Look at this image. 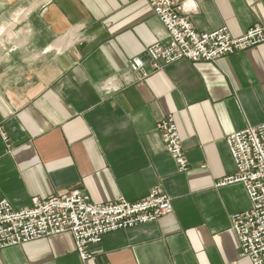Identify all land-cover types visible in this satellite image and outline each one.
<instances>
[{
  "label": "crops",
  "instance_id": "1",
  "mask_svg": "<svg viewBox=\"0 0 264 264\" xmlns=\"http://www.w3.org/2000/svg\"><path fill=\"white\" fill-rule=\"evenodd\" d=\"M181 1L200 33L264 28V0ZM24 4L0 0V201L137 202L159 186L173 210L106 234L87 261L64 233L2 249L0 264H252L231 223L246 189L218 184L237 173L227 138L264 123V44L154 69L147 50L168 32L148 0H49L10 23ZM170 114L187 173L159 130Z\"/></svg>",
  "mask_w": 264,
  "mask_h": 264
},
{
  "label": "built area",
  "instance_id": "2",
  "mask_svg": "<svg viewBox=\"0 0 264 264\" xmlns=\"http://www.w3.org/2000/svg\"><path fill=\"white\" fill-rule=\"evenodd\" d=\"M155 16L168 32L166 44L157 43L147 50L154 69L181 60L215 63L218 59L264 44V28L254 26L234 38L227 28L198 32L190 10L181 0H148ZM166 150L179 172L187 173L189 162L173 115L159 123ZM227 144L237 173L218 184H242L248 194L249 210L231 217L240 247V256L252 264H264V123L232 134ZM173 210L172 199L159 186L137 202L120 198L114 203L96 204L81 191L47 199L34 197L26 209L17 210L7 200L0 201V250L36 240L70 233L81 260L94 256L106 234L156 222Z\"/></svg>",
  "mask_w": 264,
  "mask_h": 264
},
{
  "label": "rangeland",
  "instance_id": "3",
  "mask_svg": "<svg viewBox=\"0 0 264 264\" xmlns=\"http://www.w3.org/2000/svg\"><path fill=\"white\" fill-rule=\"evenodd\" d=\"M49 0H25V4H24V11L19 13L16 17H13L12 20L10 21L13 22L14 20V23H18L20 22L19 19L26 16L28 14L29 11L33 10V9H36L40 6H42L43 4H45L46 2H48ZM33 5V6H32ZM15 18V19H14ZM22 21V19H21ZM13 23V24H14ZM12 24V26H13ZM8 25V23H6L5 25H2V26H6ZM1 27V26H0ZM4 31V28H1L0 29V35L3 33ZM12 33V32H11ZM2 36H0L1 38Z\"/></svg>",
  "mask_w": 264,
  "mask_h": 264
},
{
  "label": "bare ground",
  "instance_id": "4",
  "mask_svg": "<svg viewBox=\"0 0 264 264\" xmlns=\"http://www.w3.org/2000/svg\"><path fill=\"white\" fill-rule=\"evenodd\" d=\"M32 6H33V5H32ZM24 18H25V16H24V17H22V18H20V19H19V21H21V19L23 20Z\"/></svg>",
  "mask_w": 264,
  "mask_h": 264
}]
</instances>
